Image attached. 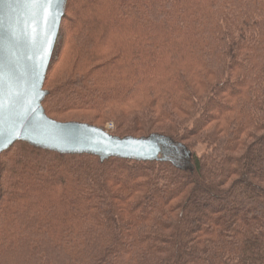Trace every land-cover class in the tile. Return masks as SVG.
Listing matches in <instances>:
<instances>
[{"label": "trees", "instance_id": "1", "mask_svg": "<svg viewBox=\"0 0 264 264\" xmlns=\"http://www.w3.org/2000/svg\"><path fill=\"white\" fill-rule=\"evenodd\" d=\"M60 35L49 117L169 137L192 166L16 143L0 264H264V0H68Z\"/></svg>", "mask_w": 264, "mask_h": 264}, {"label": "water", "instance_id": "2", "mask_svg": "<svg viewBox=\"0 0 264 264\" xmlns=\"http://www.w3.org/2000/svg\"><path fill=\"white\" fill-rule=\"evenodd\" d=\"M68 0H0V156L18 142L61 155L169 162L187 170L192 152L166 136H114L87 123L50 118L44 101Z\"/></svg>", "mask_w": 264, "mask_h": 264}, {"label": "rangeland", "instance_id": "3", "mask_svg": "<svg viewBox=\"0 0 264 264\" xmlns=\"http://www.w3.org/2000/svg\"><path fill=\"white\" fill-rule=\"evenodd\" d=\"M60 39H61V35H60V38H59V41H58V45H57V48H58V46H59V42H60ZM56 53H57V49H56ZM55 53V54H56ZM59 68V67H58ZM56 70H57V68H56ZM46 90V89H45ZM44 105V104H43ZM45 109V108H44ZM46 111V110H45ZM51 118V117H50ZM55 120V119H54ZM56 121H58V120H56ZM59 122H63V121H59ZM93 126H96V125H93ZM96 127H98V128H101V129H103V130H105L106 132H108V133H110V134H112V133H114L115 131H116V126L113 124V123H109V124H107L106 126H104V127H99V126H96ZM135 138H140V137H135ZM186 168L187 169H190L191 168V166H186Z\"/></svg>", "mask_w": 264, "mask_h": 264}, {"label": "snow or ice", "instance_id": "4", "mask_svg": "<svg viewBox=\"0 0 264 264\" xmlns=\"http://www.w3.org/2000/svg\"><path fill=\"white\" fill-rule=\"evenodd\" d=\"M46 2L51 4V3H54L55 0H46Z\"/></svg>", "mask_w": 264, "mask_h": 264}]
</instances>
